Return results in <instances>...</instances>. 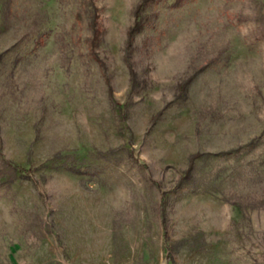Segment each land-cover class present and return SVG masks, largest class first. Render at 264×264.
Masks as SVG:
<instances>
[{
    "label": "rangeland",
    "instance_id": "374dc122",
    "mask_svg": "<svg viewBox=\"0 0 264 264\" xmlns=\"http://www.w3.org/2000/svg\"><path fill=\"white\" fill-rule=\"evenodd\" d=\"M142 1L0 0V264H264V0Z\"/></svg>",
    "mask_w": 264,
    "mask_h": 264
},
{
    "label": "trees",
    "instance_id": "16d2710c",
    "mask_svg": "<svg viewBox=\"0 0 264 264\" xmlns=\"http://www.w3.org/2000/svg\"><path fill=\"white\" fill-rule=\"evenodd\" d=\"M148 0H143L142 2H140L135 10V17H137L140 9L142 8V6L147 2ZM92 8V13L93 15L91 16L89 22H88V27L90 30V37L87 39V44L89 47V53L92 56V58L100 65V66H104L102 60L100 59V57L98 56L97 52L95 51L94 47H95V43L96 41L99 39L100 34H101V28L98 24L97 21V12H96V7L93 5H91ZM141 23L139 22V20L135 19L133 24L128 28L127 30V44L130 45L133 36L140 31L141 29ZM129 72L133 75V71L131 68H129ZM189 81V80H188ZM188 83V82H187ZM186 82L181 86L182 88L185 87ZM196 156H191L190 157V166L187 169V172L185 174V177L183 179H187V176H189V171H191L192 169V163H193V159Z\"/></svg>",
    "mask_w": 264,
    "mask_h": 264
}]
</instances>
